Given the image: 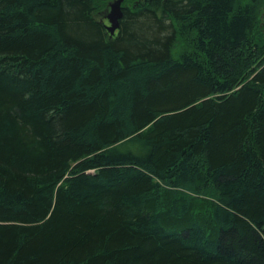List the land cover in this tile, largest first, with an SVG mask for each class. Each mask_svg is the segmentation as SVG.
<instances>
[{"label": "trees", "instance_id": "1", "mask_svg": "<svg viewBox=\"0 0 264 264\" xmlns=\"http://www.w3.org/2000/svg\"><path fill=\"white\" fill-rule=\"evenodd\" d=\"M108 1L0 0V264H264V0Z\"/></svg>", "mask_w": 264, "mask_h": 264}, {"label": "water", "instance_id": "2", "mask_svg": "<svg viewBox=\"0 0 264 264\" xmlns=\"http://www.w3.org/2000/svg\"><path fill=\"white\" fill-rule=\"evenodd\" d=\"M122 3L123 0H110L107 3V14L105 18L109 22V26H107L108 31L111 34L119 28V19L122 17Z\"/></svg>", "mask_w": 264, "mask_h": 264}, {"label": "rangeland", "instance_id": "3", "mask_svg": "<svg viewBox=\"0 0 264 264\" xmlns=\"http://www.w3.org/2000/svg\"><path fill=\"white\" fill-rule=\"evenodd\" d=\"M105 8H106V6H105ZM105 8H104V11H105Z\"/></svg>", "mask_w": 264, "mask_h": 264}]
</instances>
